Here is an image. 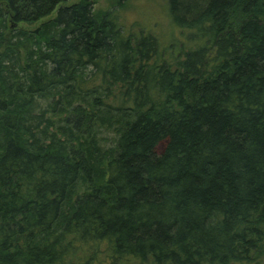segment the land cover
Masks as SVG:
<instances>
[{"label":"trees","instance_id":"trees-1","mask_svg":"<svg viewBox=\"0 0 264 264\" xmlns=\"http://www.w3.org/2000/svg\"><path fill=\"white\" fill-rule=\"evenodd\" d=\"M163 1L0 0V264L264 262V0Z\"/></svg>","mask_w":264,"mask_h":264},{"label":"rangeland","instance_id":"rangeland-1","mask_svg":"<svg viewBox=\"0 0 264 264\" xmlns=\"http://www.w3.org/2000/svg\"><path fill=\"white\" fill-rule=\"evenodd\" d=\"M73 1V0H72ZM115 0H98L94 5L95 13L111 11L119 25L129 33H151L159 41L160 54L177 56L186 43L180 30L173 24L163 0H126L116 5ZM105 254H100L104 257ZM116 264H139L134 261H117ZM261 264H264L261 263Z\"/></svg>","mask_w":264,"mask_h":264}]
</instances>
